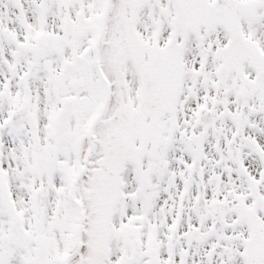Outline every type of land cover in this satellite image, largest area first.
I'll list each match as a JSON object with an SVG mask.
<instances>
[{"label": "snow or ice", "instance_id": "6c2138e0", "mask_svg": "<svg viewBox=\"0 0 264 264\" xmlns=\"http://www.w3.org/2000/svg\"><path fill=\"white\" fill-rule=\"evenodd\" d=\"M0 264H264V0H0Z\"/></svg>", "mask_w": 264, "mask_h": 264}]
</instances>
